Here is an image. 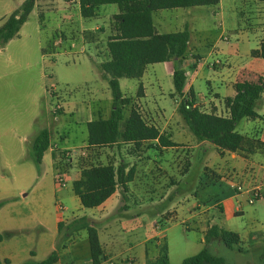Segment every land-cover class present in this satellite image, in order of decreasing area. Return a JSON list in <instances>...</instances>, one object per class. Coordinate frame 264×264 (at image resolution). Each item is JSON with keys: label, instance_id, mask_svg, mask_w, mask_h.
<instances>
[{"label": "crops", "instance_id": "crops-1", "mask_svg": "<svg viewBox=\"0 0 264 264\" xmlns=\"http://www.w3.org/2000/svg\"><path fill=\"white\" fill-rule=\"evenodd\" d=\"M24 1L0 0V22L3 21V24ZM67 1L36 0L30 17L36 15L40 23L44 21L43 16H51L55 20V36L49 47H42L43 56L50 57L51 49L78 55L87 73L78 81L76 92H85L88 96L78 97L70 93L68 99H63L52 90L53 101V97L58 101H54L52 110L55 104L61 108L56 115L49 116L48 126L39 124L35 129L42 112L34 111L28 121L14 125L10 135L5 137L23 143L32 138L33 142L42 130L50 131V147L43 155L40 168L45 162L51 167L56 193L70 188L75 194L73 185L81 179L85 165H113L116 171L120 169L121 180L115 193L99 207L84 208L75 194L78 203L72 208L64 207L62 212L58 205L52 210L38 206L28 211L33 213L37 223L35 228L40 229L41 234L27 247L19 242L7 243L0 260H8V264L38 263L56 251L57 261L54 264H94L88 235V227H91L96 229L103 248V259L99 264H147L158 258L164 245L169 250L171 263L169 234L181 223L190 229L188 220L179 222V213L189 214L188 219L194 221L203 249L223 246L219 239L208 244L205 241L209 228L218 225L213 222L210 209L203 207L202 195L207 187L226 182L230 189L215 207L222 211V204L235 201V213L241 215L244 214L246 196L236 194L238 186L246 189L259 187L264 194V93L255 109L259 117L245 118L237 124L236 132L245 139L242 148L236 152H220L212 143L198 141L191 131L189 133V127L179 114L181 98L175 95L173 62L151 64L140 80L133 79L136 83L129 87L131 93H124L125 97L132 98L131 106L124 110V115L128 118L131 108H134L146 126L157 129L164 141H120L105 147L90 146L87 125L94 119H108L113 110L109 77L101 66L110 60L108 42L117 35L113 18L120 10L116 4L101 5L94 16L85 18L81 15L80 5L68 6ZM226 1L227 6L224 0H220L215 6L217 10L215 8L212 12L222 19L229 18L235 25L236 43H230L229 38L228 42L223 40V37H228L224 20L218 23L216 39H199L204 31L200 25L210 13L208 6L160 10L153 14L154 26L160 34L181 32L188 27L190 41L184 62L187 77L183 99L189 98L201 112L218 117H229L227 100L235 98V85L259 83L264 79V58L252 56L253 51L260 50L264 39V0H244L242 7L237 6L236 0ZM28 22L16 38L21 36ZM216 58L221 59L223 64L214 69L218 71L217 76L208 78L204 73L208 67L203 63ZM196 62L200 64L196 65ZM191 65H196V68L192 69ZM163 75L172 77L169 91L175 109L170 114L159 104L166 97ZM211 147L222 159V165L214 170H210L206 161ZM58 149H80L86 152V156L66 162L58 157ZM59 176L66 178L64 188L56 184ZM206 176L211 177L208 184L203 182ZM182 187L189 188L191 197L196 200L183 205L178 213L177 209L172 211L173 208L169 207L173 205L175 192L178 194ZM67 194L70 192L67 191ZM238 202L242 203L240 210ZM159 205H166L164 211ZM0 236L3 243L2 233ZM246 238L252 250L255 248L257 254H262L264 238L258 232L249 233ZM260 257L263 258V255Z\"/></svg>", "mask_w": 264, "mask_h": 264}, {"label": "rangeland", "instance_id": "rangeland-1", "mask_svg": "<svg viewBox=\"0 0 264 264\" xmlns=\"http://www.w3.org/2000/svg\"><path fill=\"white\" fill-rule=\"evenodd\" d=\"M224 2L227 6V1ZM236 3L242 7L244 0H236ZM215 8L207 7L210 13L200 25L204 31L199 39L202 41L216 39L219 33L216 31L218 23L224 20V29L230 43H236L238 36L233 29L235 25L229 18L225 20L221 16H215L212 12ZM42 18L44 21L40 23L38 17L32 15L21 36L0 48V202H4L0 213V233L4 239L3 243L0 242V255L4 254L7 243L19 242L27 247L28 243L35 241L41 234L40 229L35 228L37 223L32 216L33 213L28 211L38 206L46 207L48 210L54 209L57 205L72 208L79 201L70 188L61 193L55 192L54 173L51 167L45 162L40 168L34 162L32 138L23 143L5 137L10 135V129L14 125L28 121L34 111L42 112L35 129L39 124L48 126L47 120L54 113L52 112L54 101L58 102L55 97L53 101L52 90L57 91L63 99H68L70 93L78 97L88 96L85 92H76L78 81L87 73V68L80 63L78 55H67L62 50L51 49L50 57L43 56L42 47L50 46L57 23L51 16ZM204 73L208 78H214L218 71L206 68ZM119 82L123 93H131L128 89L136 83L133 79H121ZM171 83L172 77L163 75L166 97L159 104L161 109L165 108L169 114L175 109V102L169 91ZM94 85L93 89L96 88ZM221 160L211 147L206 160L210 170L222 165ZM210 179L211 177L206 176L203 182L208 184ZM181 189L178 194L175 192L173 205L169 207L173 208L172 211L177 209L178 213V209L183 205L192 204L196 200L191 197L189 188ZM229 189V185L224 181L207 187L202 195V205L210 209L213 222L220 228L239 233L242 243L234 248L225 245L214 247L211 252L223 258L227 264H264V247L261 249L262 254H257L246 238L252 232H258L264 238V201H257L253 205L243 202L244 214L241 215L235 213V201L227 205L222 204L221 211L215 205L224 200ZM67 191L70 194H67ZM165 206L159 205L163 208L162 211ZM178 218L180 223L188 220L190 229L181 223L169 234L170 264H181L184 259L198 254L203 249L200 244V233L195 229L194 221L188 219L189 214L179 213ZM20 227L24 229L19 230Z\"/></svg>", "mask_w": 264, "mask_h": 264}, {"label": "trees", "instance_id": "trees-1", "mask_svg": "<svg viewBox=\"0 0 264 264\" xmlns=\"http://www.w3.org/2000/svg\"><path fill=\"white\" fill-rule=\"evenodd\" d=\"M81 15L90 18L101 5L116 4L120 13L113 18L117 35L108 42L110 60L102 64V70L109 77V87L113 99V110L108 119H94L87 125L88 143L90 146L105 147L120 141L140 143L146 140L159 139L157 129L148 127L141 115L131 108L128 118L124 110L131 106L132 98L125 97L120 87V79L140 80L148 65L172 61L175 95L181 98L178 112L198 141H208L220 152H236L241 149L245 139L236 132L237 124L247 118L256 119L257 102L264 93V79L259 83H242L235 85L236 96L227 100L230 109L229 117H218L201 112L194 107L191 100L183 99L186 82L185 59L190 41L188 27L181 32L160 34L157 32L153 14L160 10L175 8H192L217 6L220 0H79ZM36 0H25L0 25V48L16 38L31 13ZM252 56L264 58V39L260 50L253 51ZM59 110L56 111L58 113ZM51 133L42 130L32 144L33 159L40 166L44 153L49 149ZM120 169L113 165H85L81 179L74 183L73 190L84 208H96L109 199L120 182ZM4 202H0V208ZM62 228V226H59ZM89 243L94 264L103 259V248L96 229L88 227ZM219 239L228 248L239 246L237 233L224 230L216 225L209 228L205 235L206 243ZM1 240V236H0ZM57 252L47 259L25 264H54ZM1 261L0 264H8ZM147 264H170L168 248L164 245L155 261ZM181 264H227L225 260L213 254L207 246L198 254L186 258Z\"/></svg>", "mask_w": 264, "mask_h": 264}, {"label": "built area", "instance_id": "built-area-1", "mask_svg": "<svg viewBox=\"0 0 264 264\" xmlns=\"http://www.w3.org/2000/svg\"><path fill=\"white\" fill-rule=\"evenodd\" d=\"M80 5L79 0H68L67 1V5L68 6H73V5ZM223 40L225 42H228V37H223ZM200 64L198 62H196V65ZM223 62L221 59L216 58L211 60L210 62H205L203 63L204 66H207L208 68L211 69H216L219 68L220 66H222ZM196 65H191L190 67L192 69L196 68ZM187 77V75H186ZM264 96V94H263ZM188 100H190L189 98H186ZM55 109H53V112L56 113L57 110H59L61 107L59 104H56L54 106ZM57 155L60 159H63L65 161L68 162H73L76 159H78L79 157H85L86 156V152L80 149H58L57 150ZM56 184L59 188H64L66 185V178L64 176H59L56 178ZM236 194L237 195H242V196H246V202L250 205H253L254 203H256L257 201H264V194L261 190V188L259 187H255V188H251V189H246L243 188L241 186H238L236 188ZM238 210H240L242 208V203L238 202L237 205ZM58 209L62 212L64 210V207L58 205Z\"/></svg>", "mask_w": 264, "mask_h": 264}]
</instances>
